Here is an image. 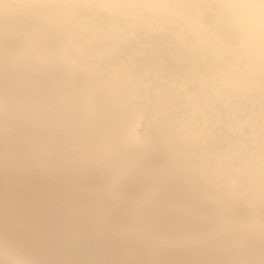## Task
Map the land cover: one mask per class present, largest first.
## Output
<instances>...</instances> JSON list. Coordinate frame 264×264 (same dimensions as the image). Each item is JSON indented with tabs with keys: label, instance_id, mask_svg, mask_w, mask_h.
I'll return each mask as SVG.
<instances>
[{
	"label": "rangeland",
	"instance_id": "374dc122",
	"mask_svg": "<svg viewBox=\"0 0 264 264\" xmlns=\"http://www.w3.org/2000/svg\"><path fill=\"white\" fill-rule=\"evenodd\" d=\"M160 4L103 12L0 1V264H264V182L220 194L207 185L229 173L204 167L193 176L177 161L183 150L175 136L144 134L126 147L137 121L119 95L132 81L126 63L97 61L96 47L89 67L76 60L80 39L108 20L140 26L144 16L164 13L183 24L169 32L194 36L197 16L219 35L200 37V47L217 49L220 59L226 46H239L255 75L221 69L214 95L243 99L264 88V43L240 31L234 10L219 0Z\"/></svg>",
	"mask_w": 264,
	"mask_h": 264
},
{
	"label": "built area",
	"instance_id": "2783aa9c",
	"mask_svg": "<svg viewBox=\"0 0 264 264\" xmlns=\"http://www.w3.org/2000/svg\"><path fill=\"white\" fill-rule=\"evenodd\" d=\"M168 16L171 15L159 14L158 19L162 23ZM119 18L115 27L108 20L102 33L80 41L79 63L85 67L92 64L93 47L108 49L107 56L104 53L101 59L105 65L118 60L126 63L132 81L128 90L119 93L124 95L121 103L131 111L126 99L130 96L134 106L147 115L142 130L147 137L170 135L183 141L180 145L183 154L177 161L185 169L194 173L204 167L221 173L225 170L235 178L241 190L261 182L264 175V88L254 87L243 99H219L213 92L215 82L224 77L221 69H226L227 75L238 71L246 72L250 79L255 76L247 67V61L238 57L239 46L230 45L225 49L226 44L218 41L220 49L227 51V55L218 59L215 48H194L185 43L188 40L184 36L182 39L169 31L164 32L167 39L162 42L158 31H147L139 26L131 31L125 19ZM143 19L138 21L143 27L149 23L157 26L146 16ZM133 88L138 91L136 97L131 95ZM241 121L245 122L243 128L236 126ZM245 166L248 169L243 172L241 169ZM212 177L217 183L226 182L228 178L222 174ZM252 204L253 200L249 202L250 206Z\"/></svg>",
	"mask_w": 264,
	"mask_h": 264
},
{
	"label": "bare ground",
	"instance_id": "6f19581e",
	"mask_svg": "<svg viewBox=\"0 0 264 264\" xmlns=\"http://www.w3.org/2000/svg\"><path fill=\"white\" fill-rule=\"evenodd\" d=\"M1 2H5V3H8V2H11V3H14L15 5H17V6H25V5H30V4H49V3H80V4H82V5H85V6H87V7H92V8H95L96 10H99V11H103V12H107V11H113V10H124L126 7H127V9L128 10H130V9H134V8H136V5H139V6H141V7H144V8H146V9H148V8H150L151 6L153 7V6H156V8L157 7H159V6H161V2H163L164 4H167L168 5V2H169V4H170V0H130L129 2H132V4H133V6L131 7L130 5L131 4H129V5H124V0H0ZM225 7H228V8H231V10H234L233 12H235L236 13V15L238 16V20H239V25H240V27H241V29L242 30H240L241 32H249L252 36H257L258 38H260L262 41H263V43H264V0H219ZM4 4V3H3ZM163 4V5H164ZM194 4V3H193ZM193 4H191V3H189L188 4V6L190 7L189 9L187 8H185V4H182V6H183V8L184 9H186V10H189V11H194L195 10V7H194V5ZM135 5V6H134ZM5 6V5H4ZM7 6V5H6ZM5 6V7H6ZM169 6V5H168ZM173 6L174 7H177L178 5L177 4H173ZM8 7V6H7ZM134 7V8H133ZM181 7V6H180ZM227 8V9H228ZM170 9H172V8H170ZM175 9V8H174ZM174 9H172V10H174ZM180 9V8H179ZM176 11V10H175ZM178 11V10H177ZM184 12V11H183ZM182 11H181V14L183 13ZM232 12V11H231ZM176 13V12H175ZM178 13V12H177ZM235 13H232L233 15L235 14ZM159 14H162V15H165L164 13H158V14H156L155 16H150V17H147V18H149L151 21L153 20V22L154 23H157V26L155 25H152V24H146V26L145 27H143L142 25H140L139 26V28H143V29H146L147 31H149V29H153V30H155L154 32H156V31H158V33H159V35H160V40L162 41V42H164V39H167V37H165V35H164V32H166V31H169L168 30V28H171V29H173L174 28V25H176L177 23H180V24H178L180 27H183V24H181V21H177V20H175L174 18L173 19H169L168 17H165L166 19H165V21L164 22H160L159 21V19H158V15ZM185 14V13H184ZM88 16V15H87ZM186 16V15H185ZM188 16H189V18H190V16H194V14L193 15H191V14H188ZM234 17H235V15H234ZM192 18V17H191ZM169 19V20H168ZM193 19H195V18H193ZM196 19H197V21H192V23L190 24V22H189V24H190V26H191V31L194 33V36L190 33V31L188 30V29H175V31H173V32H170V33H172V34H174V35H176L177 37L178 36H180L182 39H184V37L188 40V41H185V43L186 44H190V45H192L194 48L195 47H198V46H200L199 44H198V42H197V40H199L200 39V37L202 38V40L204 39L205 41L207 40L208 42L209 41H211L212 42V40H213V37H212V35H215V37H219V35H218V33H217V30H216V28H214V31L215 32H213V30L211 29V26L210 25H208V24H206V22H203L201 19H198L197 18V16H196ZM236 19H237V17H236ZM89 21H92L91 19H89V18H86V17H84V22H89ZM116 21V20H115ZM167 21H168V23H167ZM119 21H116L115 23H112L113 24V27H115L116 26V24L118 23ZM135 22H137V21H134V22H132V21H128V24H127V28H128V30H131V31H134V30H136L135 28H137L138 26H137V24L135 23ZM170 22V23H169ZM238 24V23H237ZM129 25H131V26H129ZM238 25V26H239ZM105 27H98V28H96L95 30L96 31H94V33L96 32V34H100V33H102L103 32V30L102 29H104ZM102 30V31H101ZM208 30H210L211 31V34H210V32L208 31ZM92 34L93 36H95L96 34ZM133 35H134V33H132ZM182 36H184V37H182ZM196 36V37H195ZM90 36H88V35H84L81 39H80V41L82 40V39H84V40H90ZM197 38V39H196ZM220 39V38H219ZM205 41H203L204 43H205ZM219 41H221V39L219 40ZM84 42H86V41H84ZM210 42V43H211ZM80 42H78V44H79ZM206 44H209V43H207L206 42ZM76 46H78V45H76ZM76 48H78V47H76ZM94 49H95V47H94ZM93 50V49H92ZM96 50V49H95ZM94 50V51H95ZM108 50V49H107ZM92 52V53H94L95 54V52ZM100 50L98 49V52H97V55H94V56H96V57H94V58H96L97 59V61H100L101 59H102V57H103V54H101V52L102 51H100ZM76 53V52H75ZM102 56V57H101ZM222 56V55H221ZM76 60H77V62H78V59L76 58ZM95 60V59H94ZM81 65V64H80ZM117 67H119V69H121L120 68V65H118ZM129 69V68H128ZM122 70H123V68H122ZM117 73H122V72H119L120 70H118V68H117ZM116 72V71H115ZM117 73H115V77H116V74ZM123 73L125 74H120V76L118 77V78H120L121 76H122V78L124 77H126V72L123 70ZM117 76H118V74H117ZM132 77V76H131ZM121 79V78H120ZM236 82H239L238 81V79H237V81ZM223 83L224 84H226L224 81H223ZM222 83V84H223ZM131 85V84H130ZM230 85V84H229ZM229 85H226V87L227 86H229ZM223 87H225V85H223ZM234 87V86H233ZM129 89V87H127V90ZM132 92H131V95L133 96V97H136L137 95H138V91L135 89V88H133L132 90H131ZM126 95H128V94H126ZM205 95H207L206 93H205ZM123 97H124V95H123ZM228 98L230 97V96H227ZM127 99V101H128V104H129V106H130V108H132V115H134L133 117H135L136 118V122H135V125H133L134 127H133V129H134V131H136L135 132V136L134 135H129L128 137H127V139L123 142L124 144H125V146L126 147H130V146H134L135 144H139V143H141V138H142V136L145 134H147L146 132H140L139 131V127H141L143 124H144V122H145V118L147 117V115L146 114H144L139 108H137V106H134V104L131 102V99H130V96L129 97H127L126 98ZM137 109H138V111L142 114V117H139V113L137 112ZM196 111V109H193V112H195ZM132 117V118H133ZM134 119V118H133ZM140 119V120H139ZM131 120V119H130ZM133 122H134V120H133ZM132 124V121L130 122V126H132L131 125ZM237 127H239V128H243L244 126H245V122H237V125H236ZM142 129H143V127H142ZM141 137V138H140ZM183 142V141H182ZM206 168V167H205ZM248 168L245 166L244 168H242L241 170H243V172L245 171L246 172V170H247ZM184 170V169H183ZM189 171V170H188ZM188 171H187V173H188ZM204 172H205V174H203L204 176H206L207 175V173L209 172L208 170H203ZM214 172L213 173H217L215 170H213ZM224 171L225 170H223L222 171V173H224ZM185 172H186V170H185ZM190 173V172H189ZM188 173V174H189ZM192 174H193V176H194V173L192 172ZM190 176H191V173L189 174ZM203 175H201V177H203ZM206 180V179H205ZM198 181H200V180H198ZM261 182L263 183L264 182V175H262V179H261ZM259 182H257V184H258ZM262 183H259V184H261V185H263ZM211 184V183H210ZM257 184H253L254 186L253 187H250V189L251 190H254V191H256V189L257 190H259V187H257L256 185ZM207 187H209V188H213V187H217L219 190H220V194H225V193H230L229 191H234L235 190V192H233V193H235V194H239V191H238V184H237V182H236V180H235V178L233 177V176H231L230 174H229V177H228V179H227V181L225 182V183H217V184H215V183H212L211 185H207ZM249 190V189H248ZM244 191H247V190H244ZM249 192H250V190H249ZM258 192V191H257ZM260 192V191H259ZM258 192V193H259ZM232 194V193H231ZM234 194V195H235ZM240 194L241 195H244L245 194V192H244V194H242L241 192H240ZM256 194V193H255ZM260 195V194H259ZM259 195H258V197L257 198H260L259 197ZM261 195H262V191H261ZM256 196H257V194H256ZM235 197H237L236 195H235ZM238 199H239V197H238Z\"/></svg>",
	"mask_w": 264,
	"mask_h": 264
}]
</instances>
